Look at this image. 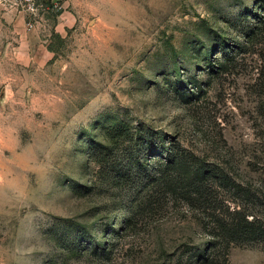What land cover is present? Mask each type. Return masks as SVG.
<instances>
[{"label":"rangeland","instance_id":"obj_1","mask_svg":"<svg viewBox=\"0 0 264 264\" xmlns=\"http://www.w3.org/2000/svg\"><path fill=\"white\" fill-rule=\"evenodd\" d=\"M23 2L0 0V264H264L218 223L264 221V0H62L65 36ZM19 12L47 63H17ZM119 122L208 169L210 202L158 186L132 207L94 160Z\"/></svg>","mask_w":264,"mask_h":264},{"label":"trees","instance_id":"obj_2","mask_svg":"<svg viewBox=\"0 0 264 264\" xmlns=\"http://www.w3.org/2000/svg\"><path fill=\"white\" fill-rule=\"evenodd\" d=\"M37 2L54 11L53 0ZM61 14L62 11H57L55 19ZM106 137L108 144L94 143V160L99 166L97 173L106 176V179L111 178L112 188L120 190V193L126 190L134 194L137 191L132 207H136L148 192L158 186H164L172 195L210 202V194L205 186L210 172L202 164L190 163L186 152L175 141L165 136H156L153 132H145L142 127H133L126 122L107 128ZM142 154L145 159L149 156L158 157V161L147 168L142 162ZM160 164L163 170H160ZM108 181L110 184L111 181ZM83 189L89 191L93 187L84 186ZM218 223L223 242L228 246L232 243L264 242V221L255 217L250 219L241 210L234 211L231 220L219 219Z\"/></svg>","mask_w":264,"mask_h":264},{"label":"crops","instance_id":"obj_3","mask_svg":"<svg viewBox=\"0 0 264 264\" xmlns=\"http://www.w3.org/2000/svg\"><path fill=\"white\" fill-rule=\"evenodd\" d=\"M58 2L61 3L62 0H53L54 4ZM4 18H8L7 15H5ZM15 21H17L18 26L20 27V34L24 32L22 26L25 27V33H23L21 37L19 36V41L14 45L13 49L17 63L27 65L33 60L39 64L47 63L51 56V52L48 49V45H44V41L40 40L39 26L33 24V27L29 28L28 19L22 12L16 14ZM76 24V16L73 13L64 10L58 17V22L55 24V30L62 36H65L67 31L73 29ZM30 51L32 53H29Z\"/></svg>","mask_w":264,"mask_h":264},{"label":"built area","instance_id":"obj_4","mask_svg":"<svg viewBox=\"0 0 264 264\" xmlns=\"http://www.w3.org/2000/svg\"><path fill=\"white\" fill-rule=\"evenodd\" d=\"M23 3L27 6L28 10L32 13H34L35 11L43 10L46 8L43 4H38L37 0H24ZM62 8L63 7L61 5L55 3V5L52 9L54 11H60ZM32 27H33V23L30 22L29 28H32Z\"/></svg>","mask_w":264,"mask_h":264}]
</instances>
